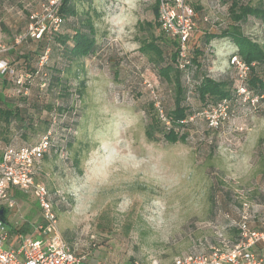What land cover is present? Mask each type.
I'll list each match as a JSON object with an SVG mask.
<instances>
[{
    "label": "rangeland",
    "instance_id": "obj_1",
    "mask_svg": "<svg viewBox=\"0 0 264 264\" xmlns=\"http://www.w3.org/2000/svg\"><path fill=\"white\" fill-rule=\"evenodd\" d=\"M47 1L0 0L1 58H14L7 49L25 33L29 17L40 16ZM154 2L76 0V9L83 10L80 17L88 13L93 23L98 45L96 53L81 62L79 79L85 80V90L77 102V129L69 138L72 154L80 161L75 167L70 152L67 161L51 155L37 170L36 181L48 189L57 233L84 262L171 264L179 256L218 244L219 234L228 239V217L235 219L242 202L252 215L264 218V99L251 105L238 96L239 73L228 66V57L236 51L230 39L204 44L209 34L237 27L264 51V14L261 20L242 14L248 7L264 9V0H235V9L231 0H192L198 7L197 25L189 46L203 49L198 58L201 72L214 81L232 82L234 94L224 110L201 108L191 98L193 109L180 130L184 142L165 141L158 134V140L151 141L144 134L158 110L172 108L171 88L157 78L140 50L151 35L168 40L156 26ZM147 24L154 25L149 30ZM67 25L66 20L62 32ZM38 45L27 39L21 49L34 54ZM47 47L50 63V56H56ZM193 73L185 79L187 87L196 81ZM70 84L72 91L77 88L76 81ZM4 93L15 95L9 86ZM32 118L38 127L46 116ZM10 129V144L16 146L33 145L43 133L28 131L26 142L15 123ZM7 145L0 138V154ZM15 199L16 207L5 212L8 226L33 234L41 220L34 197ZM250 223L252 228L260 226Z\"/></svg>",
    "mask_w": 264,
    "mask_h": 264
},
{
    "label": "trees",
    "instance_id": "obj_2",
    "mask_svg": "<svg viewBox=\"0 0 264 264\" xmlns=\"http://www.w3.org/2000/svg\"><path fill=\"white\" fill-rule=\"evenodd\" d=\"M230 3L232 9L237 7L235 0H231ZM191 5L193 9H198V7H193V4ZM157 7L158 4L155 0L153 15L156 19L158 17ZM82 13L83 10L79 11L76 9V0H61L57 11V16L61 19L59 28L50 33L44 32L39 39L31 37L29 34L30 28H35L38 22V17L34 19V17L30 16L25 33H19L13 39V44L7 49V54L14 58L0 57V61H4L7 69L12 71V74L8 72L2 74L0 72V138L8 144L3 149H18L31 146L10 144L13 137L8 135L10 134L12 123L17 125L20 131L18 136L24 141L27 139L28 131L36 132L42 129V135H44L50 130L53 135L50 151L36 165V172L40 170L44 160L51 155L58 156L60 152L64 153L63 161L69 160L68 153L70 152L73 166L78 167L79 165V155L76 152L72 154L73 148L69 144V138L73 131L77 129L76 122L79 108L77 102L82 98L85 90V80L79 79V75L83 72L81 62L93 56L98 49L93 23L88 13H84V17L81 18ZM242 14L243 17L249 15L261 20L264 9L261 7H248L243 9ZM237 18L239 17L235 16V20ZM66 20L68 25L66 30L62 32ZM152 25L147 24V28L150 30ZM156 26L159 27L158 22ZM163 35L169 41H164L162 36L155 37L151 35L150 41L143 43L140 50L152 64L157 78L171 88L172 108L164 112L158 110L150 118L144 134L151 141H157L156 134H158L165 141L184 142L185 134L181 133L180 130L185 127V123L193 109L188 103L190 99H194L201 108L214 107L222 100L230 101L232 99L234 94L233 84L229 81H214L204 72H201L202 68L198 58L202 55L203 49H198V47H195V49L189 46L187 58L189 65H186V69H180L177 42L169 36ZM17 38H21L18 44L15 43ZM226 38L230 39L236 48V51L231 54L239 55L249 67L247 89L254 94H264V51L262 47L244 37L237 27L227 29L219 35L209 34L205 38L204 44L207 45L214 39ZM27 39L39 44L34 54L22 52V44ZM47 46L51 47L52 55L56 57L50 56V63H47V53L46 63L39 68L38 62L46 52L44 50ZM193 68L194 70H192ZM192 72H194L192 77L196 78V81H194L192 86L187 87L185 79L190 80L189 77ZM257 72L260 73V76L257 75ZM20 76H26L27 79L21 85H17L16 81ZM73 80L77 82V88L72 91L70 82ZM7 86L15 92V95H11L12 97H8L4 93V89ZM71 98H73L74 103L69 105L68 102ZM58 100L61 101V104L57 103ZM159 111H161L164 121L160 118ZM42 113L45 114L46 118L40 119L37 122L39 125L37 127L33 123V114L41 115ZM4 214L5 210L2 209L0 220L6 223ZM239 216L240 212L238 211L235 219L228 217L230 224L227 228H230L229 232H231V236L228 238L230 242H234L238 238L237 224ZM250 222H260V226L252 228ZM263 226L264 218H258L256 215H253V218L248 222V227L252 231H260ZM17 232L27 233L26 228L17 230ZM93 264L96 263L94 262Z\"/></svg>",
    "mask_w": 264,
    "mask_h": 264
},
{
    "label": "built area",
    "instance_id": "obj_3",
    "mask_svg": "<svg viewBox=\"0 0 264 264\" xmlns=\"http://www.w3.org/2000/svg\"><path fill=\"white\" fill-rule=\"evenodd\" d=\"M158 7V23L160 31L177 42L180 69L189 65L188 48L191 37L196 29L197 15L192 8V0H156ZM214 2V0H213ZM61 0H49L42 7L38 16L37 26L30 28L29 34L39 39L44 33L56 31L61 24L57 11ZM217 6V5H216ZM215 7V4L213 5ZM21 38H17L18 44ZM46 51L38 62L41 68L47 61ZM228 66L239 73L240 86L238 96L251 105L263 101L264 94H254L248 90L249 67L237 54L228 57ZM0 72L12 74L6 63L0 61ZM27 77H18L16 84L21 85ZM25 94V93H24ZM228 100H222L216 106L224 110ZM160 112V118L164 117ZM217 126V122L212 123ZM52 132L49 130L31 146L18 149H3L0 156V210H12L16 207L12 191L17 190L23 195H31L40 211L41 220L33 227V234L12 231L0 220V264H93L84 262V257L71 251L56 231L57 218L47 188L36 181V165L50 151ZM60 159L64 153H58ZM253 218L249 205L241 203L238 238L230 242L222 234L218 235V244L211 245L206 251H196L175 258L171 264H264V256H259L255 247H264V226L260 231H252L248 222ZM16 231V232H15Z\"/></svg>",
    "mask_w": 264,
    "mask_h": 264
},
{
    "label": "crops",
    "instance_id": "obj_4",
    "mask_svg": "<svg viewBox=\"0 0 264 264\" xmlns=\"http://www.w3.org/2000/svg\"><path fill=\"white\" fill-rule=\"evenodd\" d=\"M12 195L14 196V200H15V202H17V200H16L15 198H19V197H21L23 194H22L21 192H19V191L13 189V191H12ZM16 205H17V203H16ZM5 212H6V211H5ZM4 218H5L6 223H8L9 218H8V217H5V214H4ZM7 225H8V224H7ZM230 236H231V234H230ZM230 236H229V237H230ZM255 251L259 254V256H264V247H263V246L258 245L257 247H255Z\"/></svg>",
    "mask_w": 264,
    "mask_h": 264
},
{
    "label": "water",
    "instance_id": "obj_5",
    "mask_svg": "<svg viewBox=\"0 0 264 264\" xmlns=\"http://www.w3.org/2000/svg\"><path fill=\"white\" fill-rule=\"evenodd\" d=\"M2 216V211L0 210V217Z\"/></svg>",
    "mask_w": 264,
    "mask_h": 264
},
{
    "label": "clouds",
    "instance_id": "obj_6",
    "mask_svg": "<svg viewBox=\"0 0 264 264\" xmlns=\"http://www.w3.org/2000/svg\"><path fill=\"white\" fill-rule=\"evenodd\" d=\"M118 22H120V21H118Z\"/></svg>",
    "mask_w": 264,
    "mask_h": 264
}]
</instances>
